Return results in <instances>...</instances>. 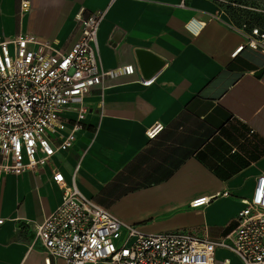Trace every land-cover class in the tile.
<instances>
[{"label":"crops","instance_id":"1","mask_svg":"<svg viewBox=\"0 0 264 264\" xmlns=\"http://www.w3.org/2000/svg\"><path fill=\"white\" fill-rule=\"evenodd\" d=\"M22 1L0 0V36L37 34L67 50L81 33L76 15L105 11L100 66L135 71L106 80L101 107L92 88L84 129L49 165L0 173V264H45L34 225L61 203L52 166L142 232L229 234L264 173V51L247 45L249 30L218 0H28L25 12ZM192 17L206 22L198 34L186 28ZM138 49L161 60L155 74L143 76ZM155 123L163 129L149 138ZM216 256L243 264L227 249Z\"/></svg>","mask_w":264,"mask_h":264},{"label":"built area","instance_id":"2","mask_svg":"<svg viewBox=\"0 0 264 264\" xmlns=\"http://www.w3.org/2000/svg\"><path fill=\"white\" fill-rule=\"evenodd\" d=\"M29 6L23 0L21 11ZM104 18L105 11L88 16L79 12L76 23L81 33L67 50L37 34L0 36V173L39 172L49 165L72 147L84 129L89 113L86 96L92 88L101 87V107L106 80L134 73L130 63L112 69L100 66L98 29ZM205 24L192 17L185 25L198 34ZM246 38L247 45L264 51V33L259 28L249 30ZM141 82L149 85L153 78ZM162 129L155 123L146 135L154 138ZM51 171L62 190L61 203L34 225L45 264H51V258H62L67 264H231L229 257L217 259L218 249L232 251L243 264H264V173L256 178L251 196L243 200L235 228L223 238L210 239L191 231L142 232L85 195L56 166ZM206 200L194 199L191 206ZM4 221L0 217V225Z\"/></svg>","mask_w":264,"mask_h":264},{"label":"rangeland","instance_id":"3","mask_svg":"<svg viewBox=\"0 0 264 264\" xmlns=\"http://www.w3.org/2000/svg\"><path fill=\"white\" fill-rule=\"evenodd\" d=\"M224 3L236 23L249 30L252 26L264 31V0H218ZM228 5H230L228 7Z\"/></svg>","mask_w":264,"mask_h":264},{"label":"water","instance_id":"4","mask_svg":"<svg viewBox=\"0 0 264 264\" xmlns=\"http://www.w3.org/2000/svg\"><path fill=\"white\" fill-rule=\"evenodd\" d=\"M137 56L144 77H149L155 74L162 66L161 60L147 50L138 49Z\"/></svg>","mask_w":264,"mask_h":264},{"label":"trees","instance_id":"5","mask_svg":"<svg viewBox=\"0 0 264 264\" xmlns=\"http://www.w3.org/2000/svg\"><path fill=\"white\" fill-rule=\"evenodd\" d=\"M230 5H228V7H229ZM227 10H228V8H227ZM228 12H229V10H228ZM240 25H243V24H240ZM255 26H252L251 28H249V30H251L252 28H254ZM258 28V27H257ZM260 29V31L261 32H263L264 33V31L261 29V28H259Z\"/></svg>","mask_w":264,"mask_h":264},{"label":"snow or ice","instance_id":"6","mask_svg":"<svg viewBox=\"0 0 264 264\" xmlns=\"http://www.w3.org/2000/svg\"><path fill=\"white\" fill-rule=\"evenodd\" d=\"M131 70V69H130ZM198 203H201V202H198Z\"/></svg>","mask_w":264,"mask_h":264}]
</instances>
